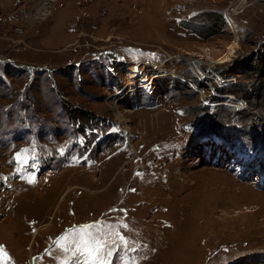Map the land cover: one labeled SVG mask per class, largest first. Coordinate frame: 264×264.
I'll use <instances>...</instances> for the list:
<instances>
[{
  "label": "rangeland",
  "instance_id": "obj_1",
  "mask_svg": "<svg viewBox=\"0 0 264 264\" xmlns=\"http://www.w3.org/2000/svg\"><path fill=\"white\" fill-rule=\"evenodd\" d=\"M263 49L264 0H0L3 264H264Z\"/></svg>",
  "mask_w": 264,
  "mask_h": 264
},
{
  "label": "snow or ice",
  "instance_id": "obj_2",
  "mask_svg": "<svg viewBox=\"0 0 264 264\" xmlns=\"http://www.w3.org/2000/svg\"><path fill=\"white\" fill-rule=\"evenodd\" d=\"M17 162L26 163V156L24 153L18 154L16 157ZM93 225L84 226L79 230L81 233V239L79 243L75 244L76 252L83 255V260L77 261V264H111L108 259L113 253L111 249H106L105 242H102L93 234L88 231L93 228ZM121 244L126 246V241L121 237ZM67 251V249H65ZM6 257V253L0 250V264H3V260ZM122 264H135L134 261H123Z\"/></svg>",
  "mask_w": 264,
  "mask_h": 264
},
{
  "label": "trees",
  "instance_id": "obj_3",
  "mask_svg": "<svg viewBox=\"0 0 264 264\" xmlns=\"http://www.w3.org/2000/svg\"><path fill=\"white\" fill-rule=\"evenodd\" d=\"M238 61L239 62L236 65L238 68H244V69H246L248 71H253V70H256V69L259 70L260 69V65H261V61H262V66H264V49L261 50V52H259L257 58L253 57V59H252V57L247 56V57H244V58H240ZM258 73H260V70L258 71ZM247 89L245 90V93H247L246 97L247 98L249 97V98L253 99L254 94L251 93V92H253L254 90L253 91H251V90L248 91ZM254 92H256V90ZM256 94H257V92H256ZM209 109H210V106H209ZM215 111L211 112V113H213L214 119L218 115V113H216ZM240 111H241V113H245L246 116L248 115L247 114L248 109L244 108V109H242ZM256 112L261 113L260 110L259 111L256 110ZM261 117H263V114L261 115ZM262 125L264 127V124H262ZM235 129L238 130L237 128H235ZM259 129L260 130L256 129L255 127H253V129H250V133L255 136V138H252L253 141H257V140H254V139L259 138V136H261V135H264V128L263 129L259 128ZM259 139H262V140H259ZM259 139H258V141L264 147V138L260 137Z\"/></svg>",
  "mask_w": 264,
  "mask_h": 264
},
{
  "label": "bare ground",
  "instance_id": "obj_4",
  "mask_svg": "<svg viewBox=\"0 0 264 264\" xmlns=\"http://www.w3.org/2000/svg\"><path fill=\"white\" fill-rule=\"evenodd\" d=\"M53 1H54V0H53ZM141 2H142V1H141ZM125 4H126V3H125ZM129 5H130V3H129ZM147 5H148V4H147ZM147 5H146V6H147ZM149 5H150V4H149ZM154 6H155V5H154ZM129 7H130V6H129ZM134 7H135V6H134ZM134 7H133V8H134ZM211 7H212V6H211ZM135 8H136V7H135ZM158 8H159V7H158ZM131 9H132V8H131ZM153 9H154V8H153ZM136 10H137V9H136ZM41 12H42V11H41ZM146 13H149V12H146ZM150 13H151V12H150ZM168 13H169V12H168ZM231 22H232V19H231ZM232 24H233V26H235L233 22H232ZM193 63H194L195 65H198V64H199V61L196 60V61H194ZM199 70H200V69H199ZM197 71H198V70H197ZM135 72H136L135 69L132 70L131 73H129L128 78H131V79L135 78V77H136V76H135V74H136ZM199 73L202 74L201 71H200ZM216 78H220V77L217 75ZM210 79H211V78H210ZM148 85L152 86V81H150ZM115 107H116V106L114 105V108H115ZM241 175H242V174H241Z\"/></svg>",
  "mask_w": 264,
  "mask_h": 264
},
{
  "label": "water",
  "instance_id": "obj_5",
  "mask_svg": "<svg viewBox=\"0 0 264 264\" xmlns=\"http://www.w3.org/2000/svg\"><path fill=\"white\" fill-rule=\"evenodd\" d=\"M116 103H117V101H116Z\"/></svg>",
  "mask_w": 264,
  "mask_h": 264
}]
</instances>
